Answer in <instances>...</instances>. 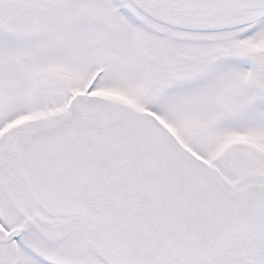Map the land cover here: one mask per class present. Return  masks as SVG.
Returning a JSON list of instances; mask_svg holds the SVG:
<instances>
[{"label": "snow or ice", "instance_id": "obj_1", "mask_svg": "<svg viewBox=\"0 0 264 264\" xmlns=\"http://www.w3.org/2000/svg\"><path fill=\"white\" fill-rule=\"evenodd\" d=\"M0 264H264V0H0Z\"/></svg>", "mask_w": 264, "mask_h": 264}]
</instances>
